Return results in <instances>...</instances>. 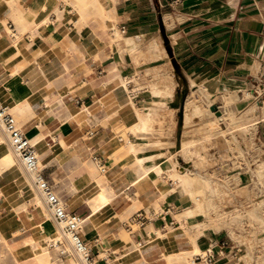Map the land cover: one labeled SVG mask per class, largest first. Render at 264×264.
I'll use <instances>...</instances> for the list:
<instances>
[{"label": "crops", "instance_id": "crops-1", "mask_svg": "<svg viewBox=\"0 0 264 264\" xmlns=\"http://www.w3.org/2000/svg\"><path fill=\"white\" fill-rule=\"evenodd\" d=\"M172 62L188 85L186 105L194 98L202 113L186 120L185 106L180 132ZM135 73L146 89L131 101L123 80ZM254 75L264 80V0H0V101L33 144L47 182L80 217L79 236L97 264H174V254L191 258L215 243L213 232L195 231L200 214L183 217L192 207L178 182H168L170 154L179 133L208 142L210 97L237 96L245 102L234 109L249 111L241 94ZM139 114L150 115L147 133ZM255 120L264 145V108L247 114ZM27 177H0V222L10 221L1 231L14 252L25 239L43 246L56 235L47 210L32 203ZM166 203L180 210L179 227L123 226L136 211ZM64 250L50 246V261L72 264Z\"/></svg>", "mask_w": 264, "mask_h": 264}, {"label": "built area", "instance_id": "built-area-1", "mask_svg": "<svg viewBox=\"0 0 264 264\" xmlns=\"http://www.w3.org/2000/svg\"><path fill=\"white\" fill-rule=\"evenodd\" d=\"M120 32H125L123 26L120 27ZM172 67L174 69L173 76L180 86L177 95L180 100L179 115L182 121L185 106L188 104V85L184 82L181 74L175 70L173 62ZM139 80L140 73H135L123 80V86L131 100L136 99L140 92L146 89L145 85L141 86L140 83H136ZM241 95L242 98L249 99L256 111L261 113L264 108V80L262 76L254 75L248 82V88ZM227 103L230 105L228 112L232 114L238 115L244 111L234 109L233 101L223 95L210 97L205 103L206 110L214 115L222 131L227 129L224 120L228 121L227 125H238L239 122H230V117H226L227 113L222 109ZM211 106L216 107L219 116H215L214 112L210 111ZM256 111H253L255 115ZM245 121L240 127L228 129L225 135L215 131V134L209 137V140L218 139L223 147H209V155L215 158V162L211 167L200 172L202 176H210V191L202 198L212 206L208 215L200 214L201 220L195 231L203 233L204 230H209L217 235L218 239L204 250L193 254L191 262L239 264L241 258L247 253L252 258L250 264H258L262 262L259 259L264 258V198H262L264 184L261 185L254 174L256 164L264 156V145L256 129L257 121L248 123L247 118ZM0 130L16 160L28 175L34 190L43 200L45 208L61 236L69 240L80 264H97L91 255L90 248L79 236L82 222L80 217L66 208L64 201L47 182L33 144L17 125L11 110L1 101ZM91 160L96 164L99 173L106 172V166L97 154L93 153ZM186 167L191 171L193 169L189 165ZM168 182L170 185H175L178 181L168 179ZM198 200H200V196L195 197V201ZM190 205V207L194 206L191 199ZM179 212L177 206L166 203L158 210L136 211L124 222L123 226L132 233L149 223L160 221L161 229L166 231L169 228L180 226V221L175 218ZM136 246L140 247L141 243H136Z\"/></svg>", "mask_w": 264, "mask_h": 264}, {"label": "rangeland", "instance_id": "rangeland-1", "mask_svg": "<svg viewBox=\"0 0 264 264\" xmlns=\"http://www.w3.org/2000/svg\"><path fill=\"white\" fill-rule=\"evenodd\" d=\"M117 38H119V36H117ZM231 99H232L233 103H235L236 101H239V103H242L243 104L245 102V101L240 102V100H238L239 98H237V96H234ZM192 101H193V105H190V106L187 105L186 106V109H187V112L185 114L186 120H188V118L193 117L195 115L196 116H201L202 115V113H200V110H198L200 107L199 108L198 107L197 108L194 107V104H196V102L194 101V98H192ZM229 106L230 105L227 103L222 110L225 113H227L226 114V117H230V122H233L234 123L236 121L237 122L239 121L238 122V125L237 124L236 125H230V124L227 125V122L228 121L224 120V122L226 123V126H227L226 128L227 129L224 130V131H222V128H221V126H219L217 124V120L215 119L214 115L211 114L207 110L206 111L207 114L211 117V120L214 121L212 123L213 125L209 124L206 127L207 131L209 132L208 137H210L213 134H215V131L218 132V133H221L222 135H225L228 129L233 128V127H240V126H242V124L244 122H246L245 120L247 118L248 112H251V114H252V112L254 110L256 111L255 106L254 105H250V107H248V109L250 108V111H247V108H246V109H244V111L241 112V114H238L239 117H237L238 116L237 114H235V113L232 114L231 112H228L229 111ZM190 108L192 109V111L190 110ZM194 110H195V112H194ZM138 117H139V119H142V118L145 119L146 123L150 119L149 118L150 115H148V116L146 115L145 116V114H139ZM177 126H179L178 132H180L181 131V127H182L181 118H180V122H179V124ZM210 129H211V131H209ZM128 130H131V131L134 132V128H129ZM201 130L202 129L199 128L195 132H200ZM176 133H177V131H176ZM176 133H175V135H176ZM184 136H185V138L184 137L182 138V136L180 135V133H179V136H176V140L174 142V147L171 150V154H170L172 156L169 159V162L171 163V167H172L171 172L173 171L174 174H173V172L172 173L170 172L171 174L169 173L170 174L169 176H172V179H175V180L178 181V188L177 189L180 192H183L190 199L193 197V199H191V200L194 202V206L192 208H190L192 210H190L189 213H185L183 215V217L184 218H190V217L194 216L195 214L208 215L209 212H210V210H211V206L212 205L209 202H207L205 199H203L202 196H205L210 191V188L208 187V186H210V182H209L210 176H202L201 175L202 173L200 174V171L199 170H201V169L205 170V169L211 167L214 164V162H215V158L212 155H209V152L207 151V150H209V147L210 146H217L218 148H221L223 146L220 144V142L218 141V139L209 140V138H208V140H209L208 142L197 143L196 142L197 140L195 141L194 139H192L193 137H186V135H184ZM5 145L8 146L7 143ZM201 150L204 151V153H205L204 156H201V154H200L201 153ZM261 161L264 162V156H262L259 159V162L256 164L255 170H254V174H255L258 182H260L261 185H263L264 184V167H263L264 166V163H260ZM259 164H261V167H260ZM187 165H189L190 168H193L192 171L190 170V172H191L190 174H192V175H189L188 176V179L191 181L190 182L191 184L190 185H187V187H184L183 184H182V181H180L179 178H177V175H175V171L176 170H182V169H184L183 166H187ZM257 165L260 168H258ZM23 173H24V171H23ZM192 178L194 180H192ZM197 182H199V183H197ZM200 183L203 184V187H202V185ZM193 184H195V186ZM200 185H201V187H200ZM206 185H208L207 186L208 187L207 188L208 190L206 189ZM204 189H206L208 192L205 190L206 192L204 193V191H203ZM190 190L192 191L191 193H190ZM195 191H196V193H195ZM201 193H203V194H201ZM193 194H194V196H193ZM200 194H201L200 200L195 201L194 200L195 197L196 196H200ZM262 198H264V196ZM5 219H6V217L4 218L3 221L0 222V223H2V224L5 225L3 227H0V264H16L15 261H14V259H13L12 252H11V250L13 251V246H11V250H10V245H9V248H8L7 245L5 244L4 240L2 239L4 237H6V236H4L2 234V231L1 230L2 229H5L8 226V224H10V221L5 222ZM55 228H57V227H55ZM60 242H61V240L58 241V244H60ZM246 243H248V240H246ZM50 246H53V244L51 242V239L49 238V240H47L46 244L42 246V249L44 248V249H48L49 250ZM195 249H196V246H195ZM26 250L27 251H26L25 255L27 257H33L34 256V253H35V250L34 249L31 250L30 248H27ZM13 253H15V252L13 251ZM69 257H73V254L72 255H69ZM75 257L76 256H75V253H74V258ZM172 258H173L174 264H190V262H191L190 261V259H191L190 258V254L189 255L186 254V255H184L182 257L172 256ZM76 259H77V257H76ZM251 259L252 258L250 257V254H248V253L247 254H244V256L241 258V262L239 264H250V260ZM259 261H262V262H259L258 264H264V258H260Z\"/></svg>", "mask_w": 264, "mask_h": 264}, {"label": "bare ground", "instance_id": "bare-ground-1", "mask_svg": "<svg viewBox=\"0 0 264 264\" xmlns=\"http://www.w3.org/2000/svg\"><path fill=\"white\" fill-rule=\"evenodd\" d=\"M134 44H135V42H134ZM245 95H249V94H245ZM229 96V95H228ZM226 97V96H225ZM230 97H232V96H230ZM228 99V98H227ZM231 99V98H230ZM132 101V100H131ZM235 102V101H234ZM132 104V103H131ZM146 109V108H145ZM152 110V109H151ZM148 112H149V110H148ZM195 112V111H194ZM145 113V112H144ZM231 115V114H230ZM146 116V115H145ZM148 118V117H147ZM214 122V121H213ZM139 123V122H138ZM212 123V122H211ZM211 125H213V124H211ZM140 128H141V130H142V132H146V121H145V119H140ZM214 127V126H213ZM212 127V128H213ZM215 130V129H214ZM209 131H211V129L209 130ZM139 133V132H138ZM147 133V132H146ZM6 140V139H5ZM4 140V137L3 136H1L0 135V145H1V147H0V177H3V179H5V177L6 176H10V171L12 172V173H16V174H18V173H20V172H22V171H24V169H23V167L21 166V164L19 163L18 164V162H16V160L14 159V155L12 156V154L10 153V147L8 146H3V144L5 143V142H7V141H5ZM130 143V142H129ZM149 145V144H148ZM130 146V145H129ZM147 146V145H146ZM152 147V146H151ZM147 149V148H146ZM151 150V149H150ZM145 160V159H144ZM143 160V161H144ZM145 162V161H144ZM143 163V162H142ZM260 163H264L263 161H261ZM144 164V163H143ZM140 165H141V163H140ZM260 165V167H261V164H259ZM257 167L258 168H260L258 165H257ZM264 167V166H263ZM183 168L184 169H182V170H176L175 171V175H177V178H179V180L180 181H182V184H183V186H186L187 187V185H190L191 183V181L188 179V176L189 175H192V174H190L191 172H190V170L186 167V166H183ZM263 169V168H262ZM160 170V169H159ZM173 172V171H172ZM171 172V173H172ZM24 173H25V171H24ZM170 173V174H171ZM26 174V173H25ZM173 174H174V172H173ZM174 176V175H173ZM169 177H171L172 178V176H169ZM191 177V176H190ZM195 177V176H194ZM193 177V178H194ZM199 177V176H198ZM192 178V180H194ZM191 179V178H190ZM201 179V178H200ZM199 179V180H200ZM197 180V179H196ZM204 180V179H203ZM207 180V179H206ZM185 182V183H184ZM201 182V181H200ZM197 183H199V182H197ZM196 183V184H197ZM26 184H27V191H29V192H31V194H32V197H33V201L34 202H32V203H36L35 205H37V206H39L40 208H42L44 211L46 210L45 208H44V202L40 199V196L38 195V194H36V191L34 190V188H33V186H32V184L30 183V180L28 179V177H27V182H26ZM201 184V183H200ZM208 184V183H207ZM194 186H195V184H193ZM202 185V187H203V184H201ZM201 185H200V187H201ZM192 186V185H191ZM208 185H206V189L209 187H207ZM193 187V186H192ZM198 187V186H197ZM205 187V186H204ZM183 189V188H182ZM195 189V188H194ZM206 189H204L203 191H204V193L208 190H206ZM206 190V191H205ZM199 191V190H198ZM35 192V193H34ZM192 191L190 190V193H191ZM194 192V191H193ZM202 192V191H201ZM208 192V191H207ZM195 193H196V191H195ZM22 194V193H21ZM201 194H203V193H201ZM201 194H200V197H201ZM100 195V194H99ZM101 196H104L103 194H101ZM193 196H194V194H193ZM203 197V196H202ZM100 198V197H99ZM102 199H104V198H101V200ZM191 199H193V197L191 198ZM30 200V199H29ZM190 200V199H189ZM195 200V199H194ZM100 202V201H99ZM104 202V201H103ZM25 203V202H24ZM102 203V201L100 202V203H98L96 206H95V208H98L99 207V205ZM199 204V203H198ZM17 209H20V210H22V211H24L25 210V205H23V204H17L16 205V210ZM185 210H187V209H185ZM184 210V211H185ZM190 210V209H189ZM190 211H187L186 213H189ZM193 212V211H192ZM29 213V212H28ZM45 213V212H44ZM184 213V212H183ZM26 214V213H25ZM46 215H45V217L46 216H48L49 214L48 213H45ZM193 214V213H192ZM50 216V215H49ZM188 216V215H187ZM45 220V219H44ZM55 231H56V235L55 236H53V237H49L50 239H51V242H52V244H53V246L54 247H56V246H58L59 244H58V241L59 240H61V244H63L64 246H65V250H64V252H69L71 255L73 254V263L72 264H80V262H79V259H78V257H77V259H76V257L74 258V252L72 251V247H70L71 245H70V242H69V240L68 239H66V238H63L62 236H61V234H60V232H59V230L57 229V228H55ZM160 238V237H159ZM3 240H4V242H5V244L7 245V247L9 248V243H8V239L7 238H2ZM23 249H22V251H20V252H15V253H13V251L11 250V245H10V250H11V252H12V255H13V259H14V261H15V263L16 264H24L25 262H23V260L24 259H26L27 261H33L34 263H36V264H56V262H54V261H50V251L48 250V249H42L41 247L42 246H38V245H36L35 243H33L32 241H30V240H28V239H25V240H23ZM51 245V244H50ZM27 248H30L31 250H35V253H34V256L33 257H27L26 255H25V253H24V250L25 249H27ZM47 248V247H46ZM58 251H60V250H58ZM198 250H197V248L195 249V252H197ZM63 252V251H62ZM184 255H186V253L184 252V253H176V254H174L173 256H178V257H182V256H184ZM189 255V254H188ZM189 257V256H188ZM57 258V257H56ZM29 259V260H28ZM79 262V263H78ZM26 264V263H25Z\"/></svg>", "mask_w": 264, "mask_h": 264}, {"label": "water", "instance_id": "water-1", "mask_svg": "<svg viewBox=\"0 0 264 264\" xmlns=\"http://www.w3.org/2000/svg\"><path fill=\"white\" fill-rule=\"evenodd\" d=\"M210 111L211 112H214L215 116H219V112L216 110V107L215 106H211L210 107Z\"/></svg>", "mask_w": 264, "mask_h": 264}]
</instances>
